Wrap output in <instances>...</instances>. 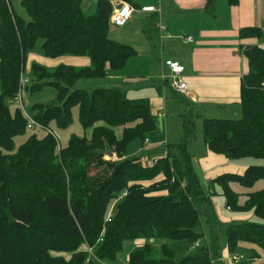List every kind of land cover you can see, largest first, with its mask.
<instances>
[{"label": "trees", "instance_id": "obj_1", "mask_svg": "<svg viewBox=\"0 0 264 264\" xmlns=\"http://www.w3.org/2000/svg\"><path fill=\"white\" fill-rule=\"evenodd\" d=\"M82 2L22 0L27 20L11 0H0V264H114L125 243L137 239L146 243L131 249L125 264H216L217 238L213 246L191 249L204 237L196 231L201 222L197 206L210 201L186 145L195 137V122L186 117L185 141L168 144L167 155L145 165L139 157H127V149L157 129L150 100L128 97L119 88L71 90L80 79H102L124 68L137 54L133 46L110 37V0H98L91 15ZM240 37L262 38L263 31L243 27ZM39 43L44 57H86L90 64L49 67L33 62L31 91L45 85L58 91L55 100L32 106L34 119L45 130L67 128L78 107L90 134H72L60 148L47 131L15 149V137L30 128L22 109L16 105L12 111L7 101H14L26 62ZM242 48L249 61L241 85L242 116L204 118V142L231 160L264 159V46ZM117 127H123L121 137ZM112 153L122 160H107ZM260 180L264 164H254L241 174H221L209 185L222 187L228 208L264 220V188L247 192L240 203L231 186L252 188ZM224 232L231 254L241 242L264 250L263 223L234 222ZM258 257L249 250L238 264H254Z\"/></svg>", "mask_w": 264, "mask_h": 264}, {"label": "crops", "instance_id": "obj_2", "mask_svg": "<svg viewBox=\"0 0 264 264\" xmlns=\"http://www.w3.org/2000/svg\"><path fill=\"white\" fill-rule=\"evenodd\" d=\"M97 2L98 0L95 1V4ZM110 2L113 5V10L122 2L130 3L135 9L132 17L123 26V32L128 31L125 27L129 26L135 14H140L149 19L147 27L140 32L141 34L144 33L145 36L148 35L146 37H148L151 49L144 69L147 70L150 67L163 85L164 98L156 95L150 98V102L151 105H154L152 110L157 114V117L165 119V126L167 125V116L162 112L168 106V99L165 95L168 87L174 91L167 81L162 80L164 74L169 75L170 73L165 65L167 60H177L185 66L183 75L190 85L189 91L186 94H179L174 91L176 94L186 97V104L181 106V110L184 111L182 116H186L185 111L187 112V110L192 113V116L194 115L202 121L204 118H211L219 112L229 114L232 117L241 116L242 79L249 71V61L242 46L262 45L264 36L262 38L248 37L243 39L240 37V30L243 27L261 29L264 27V0H238L236 3L231 0H110ZM146 6L160 7L161 12L143 11L142 8ZM161 22L168 27L169 33L165 34L163 38L159 30ZM151 25L155 32L160 35L158 37L161 42L160 49L155 44L156 40L150 39L149 29ZM129 35L128 32L124 35H118V37L123 38ZM138 55L139 51L137 50V55L130 60ZM33 56L30 55L29 58L32 60ZM63 57H67L69 60L67 62L59 61L57 65L70 64L82 67L90 64V60L86 57ZM60 58L62 57L51 60L56 61ZM139 58L143 60V58ZM39 59L48 62L49 58L40 57ZM193 141L194 138L187 141V149L193 156L197 172H200L203 187L205 185L208 187L210 202L215 204L216 200L212 196L217 192L213 188L214 186L209 185V181L224 173H244L247 167L254 164L255 161L247 160L249 157L231 160L225 155L211 151L205 142H203V146H199ZM144 144L148 147L151 146L149 140H145ZM162 150L159 148L157 151ZM167 152L166 147L163 154L155 155L152 164L167 155ZM127 157L131 158L132 155L128 154ZM137 157L141 158L143 163L145 162L143 157ZM152 164L150 163V165ZM251 215L241 212V214L232 217L219 215V218L223 223H230L231 221L235 222V220L248 219ZM216 238L220 240L215 231L211 232L210 237L205 236L209 246L216 243ZM239 245L243 255H235L238 260L234 259L235 256L233 258L230 256L228 246L223 257H221L219 247L215 263L233 264L232 258L238 264L248 256L249 250L258 253L259 257L254 259V264L264 263V251L257 245L247 242H241Z\"/></svg>", "mask_w": 264, "mask_h": 264}, {"label": "rangeland", "instance_id": "obj_3", "mask_svg": "<svg viewBox=\"0 0 264 264\" xmlns=\"http://www.w3.org/2000/svg\"><path fill=\"white\" fill-rule=\"evenodd\" d=\"M22 0H11V3L15 10L24 16L27 20L30 19L29 15L27 14L24 7L21 5ZM96 0H83V10L86 14H94L97 11V4H95ZM146 20V21H144ZM145 16H141L140 14H135L133 16L132 21H130L129 26L127 25L125 28L128 30L123 32V26H117L115 23L111 21L110 25V37L116 41L129 44L133 46L136 50L139 51V55L134 59L130 60L127 65L119 70H111L107 77L103 79H80L75 83L71 90L75 89H85L87 91H92L95 88H119L122 90L128 97L131 98H150L159 95L160 97L164 98V89H162L163 85L156 77V74L151 71V68L148 67L147 70L144 69L146 64V59L149 57L151 52L149 42H148V35H144L142 30L147 27L148 21ZM130 33L129 36H124L123 38L118 37V35H124V33ZM150 39L156 40V46L158 49L161 48V42L159 41L158 35L154 27H150L149 29ZM141 34V35H140ZM158 35V36H157ZM122 37V36H121ZM33 59L30 58L26 62V76L30 78L29 88L24 93V98L26 100V111L33 115L32 106L36 103H46L52 100H55L58 94V91L55 87L50 85H45L41 89H36L31 91V86L34 84L32 82V77L30 73V67L33 62H37L43 65H50L49 67H56L59 61L67 62L69 59L67 57H62L58 60H51L48 59V62H43L40 60V57H44L42 55V51L40 49V43L37 45L35 50L31 53ZM137 55V54H136ZM135 55V56H136ZM134 57V56H133ZM139 57L143 58L141 60ZM45 58V57H44ZM47 65V66H48ZM152 75V76H151ZM127 78V80H125ZM35 82V80H33ZM168 99V106L167 108L163 109V113L166 114V121L167 125L165 126V119H161L156 116V121L158 124L157 129L149 133L147 135V139L150 141L151 146H146L142 142L141 139H135L128 145L127 152L132 157H143L145 165H150L153 162V157L155 155L163 154L164 149L167 147L168 144H180L185 141V132H184V120L187 119L190 121L195 122V137H194V144H198L199 146H203L204 142V132H203V121L197 117L192 116V113L187 110L185 111L186 116L184 115V111L181 110V106L186 104V97L183 95H178L174 91H172L169 87L167 89L166 95ZM10 109L13 111L17 106L13 100L7 101ZM152 109L154 105H151ZM180 110V112H179ZM159 116V114H158ZM242 116V113H241ZM239 117H232L229 114L219 112L214 114L211 118H227V119H238ZM73 122L67 128L59 129L56 126H53V130L58 134L61 145L66 147L68 145V141L72 134H76L79 136L89 135L90 132L85 130L83 125L79 120V109L78 107L73 108ZM116 132L119 137L122 136L123 127H117ZM36 134L39 137H44L47 134V130L36 128V129H28L23 133L15 137V149H17L22 143H24L31 135ZM163 149L162 151H157ZM245 160V159H244ZM247 160H254V164L262 165L264 164V159L258 158H247ZM154 164V163H153ZM250 164V165H254ZM200 175V172H198ZM231 186L234 191L239 193V202L243 203L247 198V192L260 190L264 188V180L258 181L252 188H245L240 183H231ZM212 187V186H211ZM216 189V194L212 196L213 199L216 200L215 204L211 203L210 201L198 204L197 208L201 213V222L199 226L196 227V231L203 233L204 237L202 238L201 245H206V237H210L211 232L215 231V234L220 237L219 240V247L221 249V257H223V253L227 249V238L225 236V229L224 227L228 224L234 222L231 221L230 223H223L221 222L219 215L224 217H232L234 215H239L241 212L232 210L227 207L226 205V198L222 195V187L218 184H215L214 187ZM204 189L208 193V187L204 186ZM252 214L248 219L242 220H235V222H257L263 223L264 220L255 216L253 212H247ZM151 242H155V240H151ZM223 242V244H221ZM146 243L145 239H137L132 242H126L124 245L123 251L120 253L118 261L114 264H125L128 261V256L131 251L136 246H142ZM262 250V249H261ZM264 251V250H262ZM192 253V250L189 251ZM235 255H243L241 249L230 256L233 258ZM68 256V255H67ZM231 258V262L236 264L235 260ZM218 264V263H217Z\"/></svg>", "mask_w": 264, "mask_h": 264}, {"label": "built area", "instance_id": "obj_4", "mask_svg": "<svg viewBox=\"0 0 264 264\" xmlns=\"http://www.w3.org/2000/svg\"><path fill=\"white\" fill-rule=\"evenodd\" d=\"M7 2L9 3V0H7ZM142 9L143 11H146V12H161V8L156 7V6H146V7H143ZM134 10H135L134 7L130 3L122 2L119 5H117L116 8L113 10L111 21L115 23V25L117 26H124L125 23L132 17ZM159 30H160L162 38L164 37L165 34H169L168 27L162 22L159 24ZM262 31H263V36H264V27L262 28ZM189 39H192V38H189ZM262 45L264 46V42ZM165 65L170 70V73L169 75L164 74L162 76V80L167 81L175 92L179 94L188 93L190 85L183 75L185 72L184 64H182L180 61H177V60H167L165 62ZM29 84H30V78L29 76H26L25 72H23L20 77L18 92L16 96L14 97V103L22 109L24 115L27 117L28 122H29L28 127L30 129L44 128V126L41 123L37 122L34 119L33 115H30L26 111L25 107L27 103L24 98V93L28 89ZM159 115L161 116V114ZM47 131L56 138V140L59 142V147L61 148L58 134L52 129H47ZM106 159L111 160V161L122 160V158L119 157L116 153L107 155ZM124 194H126V192ZM113 213H114V206H112L109 212V215H108L109 221L111 220ZM199 247H201L200 240L196 241L194 245L191 247V249L196 250ZM234 259L238 260L236 256L234 257Z\"/></svg>", "mask_w": 264, "mask_h": 264}]
</instances>
